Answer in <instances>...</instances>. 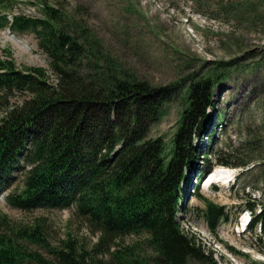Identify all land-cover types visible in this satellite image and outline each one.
I'll list each match as a JSON object with an SVG mask.
<instances>
[{
  "label": "trees",
  "instance_id": "obj_1",
  "mask_svg": "<svg viewBox=\"0 0 264 264\" xmlns=\"http://www.w3.org/2000/svg\"><path fill=\"white\" fill-rule=\"evenodd\" d=\"M217 3L220 16L232 20L234 28L264 29V0ZM42 8L41 18L0 16V28L10 25L37 37L55 76L51 82L44 67L20 69L13 60L0 59V186L20 169L23 188L10 197L14 208L75 207L98 241L87 249L69 235L54 249L41 221L11 227L0 216V264L210 263L206 246L184 232L177 214L182 185L191 186L188 173L199 157L194 142L207 134L213 89L224 75L189 86V106L165 148L150 132L170 99L168 87L124 74L109 55L102 54L114 65L96 63L106 79L91 73L85 66L87 45H93L88 30L80 29L77 37L69 27V18L75 23L72 14L45 3ZM16 95L21 98L12 103ZM218 119L223 120L221 113ZM197 194L216 234L222 222H230L228 210ZM246 208L253 214L250 229H264V208L257 215L253 206ZM31 246L48 247L49 254Z\"/></svg>",
  "mask_w": 264,
  "mask_h": 264
},
{
  "label": "rangeland",
  "instance_id": "obj_2",
  "mask_svg": "<svg viewBox=\"0 0 264 264\" xmlns=\"http://www.w3.org/2000/svg\"><path fill=\"white\" fill-rule=\"evenodd\" d=\"M3 1L0 16L9 19L17 15L41 18L43 3L72 14L76 24L69 18L70 31L80 37V29H87L88 43L93 44L87 45L85 61V66L93 69L91 73L106 79L103 68H97L96 63L103 67L114 65L102 56L109 55L121 72H127L124 74L157 88L168 87L170 99L150 132L152 139L163 140L165 148L171 147L181 114L189 106V86L224 75L213 89L214 107L208 112L212 119L207 122V134L194 142L196 149H200L199 157L188 177L193 186L202 172L200 196L226 208L231 222L222 223L218 233L213 234L204 216L205 203L192 186L186 192L187 185L178 218L184 232L206 246V252L212 256L211 264H264V229L257 225L253 230H244L241 225L251 215L247 206H253L256 215L264 208V29L234 28L232 20L220 16L223 14L218 10V0ZM0 59L13 60L20 69L44 67L53 79L51 82L55 79L49 58L32 33L0 29ZM20 98L16 95L11 102ZM220 113L223 120L218 119ZM222 162L233 164L228 166L232 172L228 174L226 169L222 178L215 172L210 181L207 173ZM242 162L245 166H240ZM20 172L14 175L9 190H0V216H6L11 227L41 221L51 248L57 249L69 235L85 248L93 247L97 236L75 207L28 212L10 205L9 196L23 188ZM209 181L215 183L207 189ZM31 250L49 253L48 247L31 246Z\"/></svg>",
  "mask_w": 264,
  "mask_h": 264
},
{
  "label": "bare ground",
  "instance_id": "obj_3",
  "mask_svg": "<svg viewBox=\"0 0 264 264\" xmlns=\"http://www.w3.org/2000/svg\"><path fill=\"white\" fill-rule=\"evenodd\" d=\"M12 38L16 41V42H18V43H21V41H20V39H18V38H16V37H14V36H12ZM9 50V49H8ZM215 172V169H213L209 174H208V177L207 178H210L209 180L211 181V180H213V178H214V173ZM217 173H218V175H219V172L218 171H216ZM212 183H215L214 181H212L211 182V184ZM185 185H187V183L186 182H184L183 183V189L185 188ZM191 186H192V184H191ZM187 187L188 188H190L189 187V185H187ZM184 192V191H183ZM12 194V193H11ZM14 195V194H13ZM127 239V238H126ZM66 240V239H65ZM17 242V241H16ZM142 243V242H141ZM81 244V243H80ZM143 244V243H142ZM19 245V244H18ZM33 245V244H32ZM113 245V244H112ZM53 247V246H52ZM75 249V248H74ZM123 249V248H122ZM26 250V249H25ZM39 250V249H38ZM43 251V250H42ZM123 252V251H122ZM25 253V252H24ZM48 253V252H47ZM117 253V252H116ZM131 253V252H130ZM34 254V253H33ZM49 254V253H48ZM56 254V253H55ZM51 255V254H50ZM128 256V255H127ZM44 257V256H43ZM45 257H47V256H45ZM111 257H112V255H111ZM125 257V256H124ZM120 258H122V257H120ZM46 259V258H45ZM94 261V260H93ZM103 261V260H102ZM110 262V261H109ZM94 263V262H93ZM131 263V262H130ZM122 264H123V262H122ZM159 264V263H158Z\"/></svg>",
  "mask_w": 264,
  "mask_h": 264
}]
</instances>
